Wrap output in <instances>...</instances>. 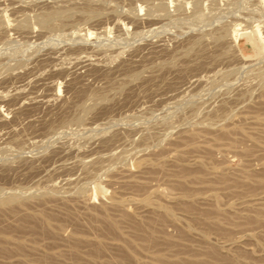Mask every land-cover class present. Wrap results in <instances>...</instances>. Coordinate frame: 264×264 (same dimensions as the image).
<instances>
[{
    "label": "rangeland",
    "instance_id": "rangeland-1",
    "mask_svg": "<svg viewBox=\"0 0 264 264\" xmlns=\"http://www.w3.org/2000/svg\"><path fill=\"white\" fill-rule=\"evenodd\" d=\"M45 262L264 264V0H0V264Z\"/></svg>",
    "mask_w": 264,
    "mask_h": 264
},
{
    "label": "bare ground",
    "instance_id": "bare-ground-1",
    "mask_svg": "<svg viewBox=\"0 0 264 264\" xmlns=\"http://www.w3.org/2000/svg\"><path fill=\"white\" fill-rule=\"evenodd\" d=\"M164 6H166V5H164ZM54 13H55V12H54ZM46 14H47V13H46ZM51 14H52V13H51ZM51 14H50V15H51ZM55 15H56V14H55ZM42 16H44V15H42ZM47 16H48V14H47ZM47 16H45V17H47ZM192 17H193V16H192ZM35 18H36V17H35ZM190 18H191V17H190ZM49 20H50V19H49ZM39 21H40V20H39ZM39 21H38V22H39ZM47 22H48V21H47V19H45V18L42 20V24H43V25H44V24H47ZM39 24H40V23H39ZM42 24H41V25H42ZM49 25H50V24H49ZM45 26H46V25H45ZM256 29H257V28H256ZM257 31H258V30H256V32H257ZM233 34L235 35V38L238 36V33H237L236 31H234ZM255 35H256V34H255ZM50 36H51V35H50ZM241 37H243V36H241ZM241 37H240V38H241ZM238 39H239V37H238ZM244 41H245V40H244ZM6 45H7V44H6ZM14 50H15V48H14ZM14 50H13V51H14ZM9 53H10V52H9ZM15 53H16V52H15ZM262 74H263V73H262ZM262 80H263V79H262ZM83 105H84V104H83ZM86 108H87V107H86ZM197 113H198V112H197ZM194 114H195V113H194ZM79 122H80V121H79ZM75 124H76V123H75ZM79 125H80V124H79ZM252 128H253V127H252ZM248 130H249V129H248ZM254 132H256V131H254ZM245 133H246V132H245ZM118 159H119V158H118ZM98 172H99V171H98ZM100 174H101V173H100ZM134 180H135V179H134ZM136 180H137V179H136ZM136 182H138V181H136ZM139 183H140V182H139ZM13 192H15V191H13ZM7 195H8V194H7ZM12 196H13V195H11V197H12ZM8 198H9V197H8ZM15 198H16V197H15ZM15 198H12V199H13L12 201H14ZM5 199H6V198H5ZM10 199H11V198H10ZM16 199H17V198H16ZM6 200H7V199H6ZM8 200H9V199H8ZM10 201H11V200H10ZM10 201H9V202H10ZM12 201H11V202H12ZM15 201H16V200H15ZM143 201L146 202L145 200H143ZM7 202H8V201H7ZM7 202H6V205H7ZM9 202H8V203H9ZM108 203H109V202H108ZM253 203H254V202H253ZM4 204H5V203H4ZM12 204H13V203H12ZM246 204H247V203H246ZM254 204H255V203H254ZM7 206H8V205H7ZM249 207H250V206H249ZM253 207H254V206H253ZM136 214H137V212H136ZM45 220H46V219H45ZM109 224H110V223H108V225H109ZM113 224H114V223H113ZM111 225H112V222H111ZM109 226H110V225H109ZM112 227H113V225H112ZM108 228H111V227H107V229H108ZM114 228H115V225H114ZM114 228H113V229H109V230H114ZM62 230H63V229H62ZM66 235H67V234H66ZM67 236H68V235H67ZM233 241H234V240H233ZM229 243H230V242H229ZM157 255H158V254H157ZM159 257H160V256H157V258H159ZM162 257H163V256H162ZM162 257H161L160 261L162 260ZM122 259H123V261H124V263H125V259H124V258H121V260H122ZM154 259H155V258H154ZM156 260H158V259H156ZM160 261H159V262H160ZM45 264H51V263H49V262H45Z\"/></svg>",
    "mask_w": 264,
    "mask_h": 264
}]
</instances>
